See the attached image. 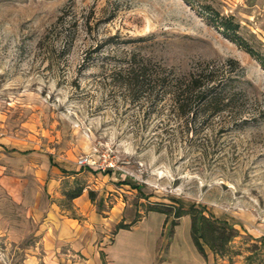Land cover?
Wrapping results in <instances>:
<instances>
[{"label": "rangeland", "instance_id": "374dc122", "mask_svg": "<svg viewBox=\"0 0 264 264\" xmlns=\"http://www.w3.org/2000/svg\"><path fill=\"white\" fill-rule=\"evenodd\" d=\"M134 60L156 87L132 86ZM200 72L228 105L182 115ZM79 188L97 212L165 211L156 264L178 208L232 232L199 239L206 264H264V0H0V264H87L43 239L80 219Z\"/></svg>", "mask_w": 264, "mask_h": 264}, {"label": "crops", "instance_id": "0c3cea01", "mask_svg": "<svg viewBox=\"0 0 264 264\" xmlns=\"http://www.w3.org/2000/svg\"><path fill=\"white\" fill-rule=\"evenodd\" d=\"M71 203L80 219L57 216L43 238L52 256L65 261L72 250L80 251L90 255L87 264H102L99 251L102 250L106 264H156L166 226L164 214L152 210L137 217V209L116 206L107 212H97L85 189ZM134 219L129 228L116 230L110 236L111 241L97 247L96 242L105 243L106 233L114 231L116 224ZM164 256L160 264H206L192 242L188 216L177 220Z\"/></svg>", "mask_w": 264, "mask_h": 264}, {"label": "trees", "instance_id": "16d2710c", "mask_svg": "<svg viewBox=\"0 0 264 264\" xmlns=\"http://www.w3.org/2000/svg\"><path fill=\"white\" fill-rule=\"evenodd\" d=\"M134 59V58H133ZM135 61V60H134ZM131 62V61H130ZM136 62V63H135ZM129 65L128 71H133L136 69L139 71L138 73H128L127 77L132 79L130 83L132 86L142 87V85L153 82V87H156V82L152 80V74L143 72L144 70L140 67L139 62L135 61ZM207 70V68H206ZM211 73V70H209ZM202 72L199 74H195L191 77L190 81L186 82L183 86H176V98L174 97V102L179 103L180 112L182 115H187V109L195 108L193 107H205L206 109H214L216 111H223L226 109L228 105V100L226 97V89L227 82L226 80H215V78L211 76H206L205 82H199L202 77ZM175 91V90H174ZM210 105V106H209ZM215 105V107L213 106ZM210 107V108H209ZM191 113V112H190ZM82 192V188H79L75 192L71 194V198L78 196ZM90 199H93V192H88ZM149 210H155L162 213H166L161 209L157 208H148ZM190 214V235L192 242L197 249V251L205 257V251L200 243L201 238L208 241L209 247L213 249V246H220L223 242H226L230 236H232V232L225 236L226 226H215L214 223L210 222L207 218L202 215L199 217L195 216L193 213L185 210L183 208H178L175 211L176 221L171 222L172 227L177 224V220L184 215ZM136 219L131 221L130 223H122L119 222L115 226V230L112 233H115L116 230L124 228H129ZM167 221V219H165ZM225 225V224H224ZM172 232V229H171ZM209 237V239H207ZM207 239V240H206ZM250 264V263H249Z\"/></svg>", "mask_w": 264, "mask_h": 264}, {"label": "built area", "instance_id": "2783aa9c", "mask_svg": "<svg viewBox=\"0 0 264 264\" xmlns=\"http://www.w3.org/2000/svg\"><path fill=\"white\" fill-rule=\"evenodd\" d=\"M78 165L79 166H87L90 164V160L87 159V158H80L78 161H77Z\"/></svg>", "mask_w": 264, "mask_h": 264}]
</instances>
